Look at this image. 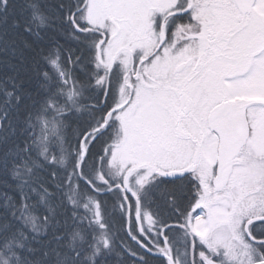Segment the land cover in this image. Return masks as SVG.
<instances>
[{
    "label": "snow or ice",
    "instance_id": "snow-or-ice-1",
    "mask_svg": "<svg viewBox=\"0 0 264 264\" xmlns=\"http://www.w3.org/2000/svg\"><path fill=\"white\" fill-rule=\"evenodd\" d=\"M0 264H264V0H0Z\"/></svg>",
    "mask_w": 264,
    "mask_h": 264
}]
</instances>
